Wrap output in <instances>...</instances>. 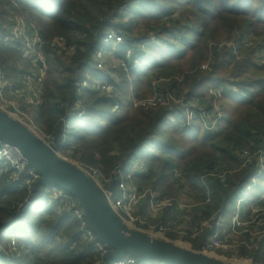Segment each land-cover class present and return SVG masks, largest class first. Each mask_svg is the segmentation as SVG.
I'll return each instance as SVG.
<instances>
[{
  "label": "trees",
  "instance_id": "16d2710c",
  "mask_svg": "<svg viewBox=\"0 0 264 264\" xmlns=\"http://www.w3.org/2000/svg\"><path fill=\"white\" fill-rule=\"evenodd\" d=\"M146 2L145 7L140 0H0V40L17 17L33 23L44 39L46 76L43 88L37 89L39 102L32 104L37 109L36 123L48 138L58 137L57 150L61 154L84 166L98 168L107 176L120 164L128 170L131 168L129 160L138 158L145 171L138 170L140 166L137 168L134 183L139 191L151 188L160 197H164L167 188L172 186L171 178L178 168L189 188L196 189L204 196L206 189L197 182L199 167L203 163L211 160L212 163L206 165L209 167L223 157L229 160L231 166H239L235 157L237 153L222 147L224 142L247 146L255 141L264 145V76H259L264 71V0ZM132 4H135L136 9H131ZM175 13L177 17H168L160 31L170 37L183 36L186 34L184 23H194L195 26L191 28L196 33L194 38L183 36L176 40L183 44L179 48L176 43L170 46L169 38L161 33L157 40L164 45L163 49L154 53V60L145 72L141 65L140 72L136 73L137 79L141 81H137L136 88L127 84L126 89L131 97H114L110 94L114 90L104 94L99 90H80L79 84L88 77L90 71L95 70L94 56L107 30H119L125 18L131 17L129 27L119 31L127 36L132 31L134 18L141 17L145 22L153 21L160 25L158 22L161 18ZM240 28L251 34V39L262 38L263 43L258 46L249 45L247 50L243 47L245 44L240 46L242 54L251 49L254 57L235 61L237 56H229L226 63L216 52L213 70L197 68L200 77L191 85L192 89H197L213 79L223 85L219 81L221 79L213 76L223 67L228 68L229 72L233 63L234 77H242V72H238L237 68L249 75V81H241L244 88L241 93L229 95L228 92L233 89L225 93L230 108L222 121L224 126L220 132L206 130L203 124L196 121L185 125L182 114L172 106L152 109L140 105L134 108L136 100H145L154 93L152 84L157 76L168 75L171 68L184 62L190 54L192 59H196V64L206 61L211 39L229 37ZM58 36L65 38L68 48H74L69 61L53 46ZM193 61L188 62L194 64ZM34 67L32 62L23 58L20 49L10 43L0 44V68L5 72L9 84L15 86L21 82L24 85L28 71L35 77L37 72ZM236 78L235 81L239 79ZM118 85H115V93L121 87ZM170 85L175 87V82L172 81ZM191 92L188 90L187 96L191 97ZM78 99L84 100L88 117L82 122L74 121L77 119L74 113L78 109L75 106ZM116 104H119L118 108ZM0 170V245H4V250L0 249V264H95L100 260L99 252L85 243L76 221L64 210L60 201L47 200L37 208L18 212L14 198H24L28 185L23 180H13L11 163L6 167L0 164ZM255 172L256 169H248L242 174L240 172L242 178L239 182L229 181L228 178L223 183L216 177H208L212 189L210 203H213L215 211L224 209L225 214L233 211L229 207L231 198L237 194L238 198L241 197L239 192L242 186L250 182L249 178ZM210 178L217 181V186L223 192L218 187L214 190V182ZM258 192L261 193L260 190ZM168 193L173 194L172 191ZM144 201L147 202L148 198ZM260 207L264 209V204H260ZM58 208L63 211L59 212ZM249 209L245 214H248ZM140 211L145 212V207H141ZM212 213L209 211L205 215L209 217ZM244 217L251 218V215ZM12 237L18 240L19 248L9 255L5 250ZM145 260L155 261L139 259L141 262ZM157 262L162 263L160 260Z\"/></svg>",
  "mask_w": 264,
  "mask_h": 264
},
{
  "label": "rangeland",
  "instance_id": "374dc122",
  "mask_svg": "<svg viewBox=\"0 0 264 264\" xmlns=\"http://www.w3.org/2000/svg\"><path fill=\"white\" fill-rule=\"evenodd\" d=\"M141 1L142 0H140V3H144L143 5L146 7L148 2H146V0H143L142 2ZM162 1H164V0H162ZM132 8L136 9L135 4L131 5V9ZM144 11L149 12L148 10H144ZM172 16L177 17V13L171 14L170 16L166 15L165 17L161 18L160 21L158 22V23H160V25H156L155 22H153V21L145 22L142 20L141 17H137V18L132 19L134 21L132 31L129 32L128 35L126 34L127 36H125L124 33H122V34L124 35V37L127 40H129V41L133 40L135 42V44L137 45L134 47L136 49L142 51V53L140 54L141 58L139 59L140 63L137 66L134 65L135 66V72H132V70L130 69V62L128 60V56H129L128 50H127V53H125V52H122L121 49H119L117 52V51H113L112 48H110L109 50H106L107 51L106 54H103L102 67H99L96 61L94 62V69L95 70L90 71V73L87 77V78H90V81H91L89 86L92 88H95L94 87L95 85L97 87H99V85H101L103 82H111L112 84H115V85L119 84L121 87L116 91V93H115V90L117 88H115V86H114L115 89L113 88L111 90V91L114 90L112 93H110L111 91H102V90H100L101 91L100 93L104 94L106 92V93H110L111 95L113 94L114 97L124 98L122 96H126V98H129L130 95H128L129 92L126 89L127 84H128V86L131 85L132 88H136L137 81H139L137 79L136 73L140 72L141 65L143 66V70L145 72L147 67L149 66V64L151 62H153V60H154V57H155L154 53L160 52V50H162L164 47V45L160 41L157 40L159 38V36H161V33H163L162 35H164L165 37L169 38L170 46L173 43H176L177 47H179V48L180 47L182 48L183 44L177 43L176 40H180L183 36L185 38L186 37L194 38V35L196 33L193 32L191 30V28L195 25H194V23H193V25H191V23H189V22L184 23L185 27H186V30H185L186 34L183 36L178 35V37H176V36L170 37L169 35L165 34L164 32H161L160 28L162 27V24H164V21H166L168 17H172ZM130 19H131V17L129 19L126 17L125 20L123 21V24L121 25V28H119V30L115 29V28H111L110 30H107V32L111 33V32L116 31L117 33H121L119 31L123 30V27H127V26L129 27L128 21ZM117 23H118V21H117ZM156 29H157V31H156ZM242 43L245 45H243ZM261 43H263L261 37H255L254 39H251V34L245 33L244 30H242V28L236 29L231 34V36H229V37L211 39L208 43V48H207L208 49V54H207L208 59H206V61L204 60V62H202L200 64L197 63L198 64L197 65L196 59H192V54H190V56L188 58H186L184 60V62H182V63L179 62L176 67L171 68L168 75H161V76L156 77L157 80L154 81L152 84V86L155 87L156 90L154 89V93L152 95H150L149 97L147 96L148 97L147 99L149 101H151L150 99H152V98L154 99V97L156 95L157 96H164V97L162 99H159L157 101V104L151 101V103L147 104L145 108L156 109V108L165 107V106H167L169 108L170 106H174V105H176V107L181 106L183 108V106L181 104L186 101L183 98H187L192 103V105L190 106V109H192V110L204 111L205 108L208 109L212 105V107L216 106L219 109H222L224 111V113L227 115L229 108H230V103H229L228 99L225 97V95H226L225 93H227L231 89H233V91L228 92L229 95H232L231 93H233V92L235 94L241 93L242 89H244V88H242L241 81H243V82L249 81L250 80L249 75L247 73H245L244 71H242L241 69L237 68L236 70L238 72H242V75H241L242 77H238L239 79L234 77L232 74L234 72V64L235 63H233L230 66L229 72H228V68L223 67V68H221V70L219 72H217V74L215 76H213L215 79H221L219 81H221L223 83V85H220V83L218 84L216 82V80L213 79V80H208L207 83H205L203 87H200L197 89H192L191 88L192 83H195L197 81V79H199V77H200V73L198 72L199 70H197V68L200 67V69H202V70L207 69V70L212 71L213 70V62H214V59L216 57V52H218L219 57H222V59H224V60H226L229 56L234 57V55L237 56V57H235V61L242 60L244 58L245 59H251L254 57L253 52H250L251 49H248V52L246 54H242L240 51V46L243 45L244 49L247 50V47L249 48V45L258 46ZM109 44L112 45L113 40H110ZM56 50H59V49L56 48ZM60 50L61 51H58V53H61L62 54L61 56L63 58H65L67 61H69L71 55L74 54V48H67V45L60 47ZM196 55H198V54L196 53ZM190 60H194L193 61L194 64L188 62ZM227 62H228V60H226V63ZM203 64H205L207 67L205 66L206 68H202ZM20 67H25V66H20ZM37 71L38 70L35 68V73ZM100 72H102L103 74H99L100 79L97 80L96 76ZM32 75H33V73H32ZM32 75L29 74V71L26 73L25 83L23 82L24 85L21 84V82H19L20 84H16L15 86L9 84L10 85V86H8L9 90L5 91L8 93L5 95V99H7L8 103H4L0 98V106L16 107L17 111H19V117L16 113H14V112H17L16 109L8 108L9 110L13 111V116L18 117V120H20L21 122L26 124L29 128H31L34 132H36L39 136H41L48 144L53 145L54 139L48 138L47 135L39 128V124L36 123L37 121H36L35 115L37 114V109H36L35 105L32 104L33 102L31 100V98L34 99L36 97V94L38 91L37 89L39 88V84L37 82V79ZM259 76L263 77L264 71ZM188 77H189V80H188ZM235 78L238 80L235 81ZM153 80H154V78H153ZM172 81L175 82V87L170 85V83ZM132 88H130V89H132ZM95 89H98V88H95ZM130 89H129V91H131V92L134 91V90H130ZM141 89L143 91L144 87H142ZM178 89L180 90V92L178 91ZM211 89H213V90L218 89L216 92V95L211 92ZM227 89H229V90H227ZM125 90H127L126 93H125ZM188 90L193 91V92H191L192 93L191 97H190V95L187 96V94H186V93H188ZM204 93H205V95H204ZM111 95H109V96H111ZM141 96H144V95H141ZM136 99H140V98L136 97ZM83 106H84V100H83ZM135 107H140V105L136 106L135 102H134V108ZM178 112H180V111H178ZM190 112L191 111L182 112V114L185 115V117H188V114H191ZM198 116H199V114H196L194 119ZM84 117L85 118L74 119V121H76V122L84 121L86 118H88L87 114ZM203 117H206V116H203ZM210 118H211V116L206 117L207 120H209ZM70 121H71V119H70ZM195 121L197 123L202 124V121L200 119H196L193 122H195ZM185 125H187V123ZM223 126H224V123H222V125L220 124L218 126L219 128H218V130H216V132L217 133L220 132L221 129L223 128ZM219 143L220 142H218L217 144H219ZM251 143H252L251 145L242 146V145H239L238 143L230 144L228 142H224L222 144V147H224L228 150H231L232 153H234V154L237 153L235 155V157H236L237 161L239 162V166H231L229 160L228 159L226 160L222 157V158L216 160L213 165L208 167L206 165L208 163H210V164L212 163V161L209 160V162L207 161V162L203 163L201 165V167H199L200 174L197 177V182L199 184H201L202 178L207 179V177H206L207 175H203L204 173H206V171H209V172L218 171L219 174L226 175L227 179L229 178V181L233 180L234 182H239L242 178V175L239 174L240 172L242 174L244 171H246L248 169H256L257 167L255 168V165H256L257 160H259V166L261 163L264 164V162H263L264 159L262 161L260 158V155L255 154V152L260 150V149L264 151V145L263 144L260 145L255 141L254 142L252 141ZM241 151H247L252 156L251 157L247 156V154L242 155L243 153H240ZM59 154L62 157H65L66 159H68L74 163L80 164V162L75 161L66 155H63L60 152H59ZM251 159H253L252 162H251ZM246 160H248V161H246ZM129 164H130L131 168H129L128 170H125L126 172L129 171L130 169L131 170L137 169L140 166L141 162L138 160V158H132L129 160ZM124 169H125V167H124ZM215 176L216 175H214L213 178H215ZM171 180H172V183H171L172 186H169L167 188V192L165 193L164 197H160L151 188L142 189L143 190L142 194H144L145 192L151 191L160 200L169 201L171 203L172 202L177 203V207L179 204L180 205H184V204L188 205L194 201H202L203 200V197H204L203 194L198 193L197 190L194 188H191V187L189 188L188 184L185 181H183L182 172L178 168L175 169L174 175L171 178ZM210 180H212L214 182L213 183L214 190L216 187H218L217 189L219 191L223 192L221 190L220 186H217V184H218L217 181H214L212 178H210ZM217 180H219V179L217 178ZM195 181H196V179H195ZM249 181H250L249 183L242 186V188L239 192L240 193L239 196H241L240 197L241 199L237 197L238 194L231 198V204L229 207H230V209H233V211H229L227 213V214H230L232 212L230 214V216L225 214L224 209L221 210V213H223L226 216L228 224L231 221L232 217L240 211L241 219L246 218V217H243L242 215H244V216L245 215H251L252 218H254V219H257V217H258L261 221V225L264 226V209L257 207L260 204H264V176H263V174H257V175L251 176L249 178ZM197 187H198V184H197ZM259 190L261 191V193L258 192ZM169 191H172L173 194L172 195L169 194L168 193ZM257 197H258V199H256ZM27 198H28V196L25 193L24 198H22V199L14 198L15 199L14 201L16 202V204L18 206L22 202H24ZM43 202H45V201H43ZM258 202H259V204L257 205ZM40 203H42V202H40L39 200H36L33 203L32 207L37 208L40 206ZM210 204L206 205V207L204 205V206H200L198 208L191 209L193 214H192V216H189V217H187V214L185 212L183 213L182 211L177 210L178 209L177 207H170V208L163 209L155 219L150 218L149 215H147V217L154 224L155 223L159 224L161 221L168 222V221H165V219L169 218V216H171V218H172L171 222H173V225H176L177 228L185 226L189 230L190 235H195V233L201 235V233L204 231L201 229L202 228L201 226H203L205 222L209 221V218H208V216L205 215V213L209 212V211H211V212L215 211V208H213V206H214L213 203L211 205ZM142 205H143V200H141V202H140V209H141V207H143ZM249 208H251L253 210H251ZM248 209H249L248 214H245V212H247ZM226 211H228V210L226 209ZM181 222H182V224H179ZM259 224H260V222L259 223L255 222V224H252L250 226V232L242 235V238L239 239L240 243L237 244V245H239V250L237 252L231 251V249H233L234 240L237 239V238H234L232 236L230 239H227V240H229L228 242L226 239H224V243H226V242L227 243L221 247L208 246L207 243H205V235L204 234H202L200 237H199V235H197L196 238H192V237L183 238L182 235L176 234V235H172V236L168 237V240H172L174 242H177L178 244H180L186 248H189L191 250H195L198 252H204L206 254L212 255V256H214L218 259H221V260L230 261V262H243V263H248V264H264V238L260 237L261 234L259 232H257V230L259 228ZM164 225L166 227H169V225H167L166 223ZM248 225H249V223H248ZM195 227H198L199 231L195 232L194 231ZM151 234H157V232L154 231ZM197 239H199V240H197ZM195 240H197V241H195ZM230 242H231V246L229 248L228 244ZM197 245H198V247H197ZM0 248L2 250H4V245L1 244ZM18 248H19L18 247V240L16 239V237H12V239L9 241L8 249L5 250V253L11 255ZM17 256H19V255L17 254ZM98 262L96 264H100Z\"/></svg>",
  "mask_w": 264,
  "mask_h": 264
},
{
  "label": "built area",
  "instance_id": "2783aa9c",
  "mask_svg": "<svg viewBox=\"0 0 264 264\" xmlns=\"http://www.w3.org/2000/svg\"><path fill=\"white\" fill-rule=\"evenodd\" d=\"M110 40H113V44H109ZM2 43H10L12 46L17 47L20 49L23 58L33 63V65L38 70L35 74V78L37 79V82L39 84V90L43 88L45 76H46V57L44 54V45L45 41L40 35L37 28L34 26L33 23L28 22L23 17H17L11 24L10 28L7 29L3 35L2 40H0V44ZM66 40L64 37H57L53 41V46L58 48V51L60 50V47L66 46ZM134 46H137L135 42L127 40L123 34L117 33L116 31L107 33L105 38L102 41V44L100 48L98 49L96 55L94 56V60L97 62L99 67H102L103 64V54H106V50H109L112 48L113 51H117L119 49L122 50V52L127 53V50L129 51L128 60L130 62V69H135L134 65H138L140 54L142 53L141 50L136 49ZM68 48V46H67ZM124 54V53H123ZM147 57V56H146ZM145 57V58H146ZM39 61L42 62V65L39 64ZM206 65L203 64L202 68H206ZM137 68V67H136ZM98 70V69H97ZM99 74H103L102 72L98 73L96 76V79L99 80ZM91 81L90 78L84 79L79 85L80 90H87L91 89L94 90H102V91H111L115 84H112L111 82H103L99 87L96 85L95 88L90 87ZM96 84V83H95ZM98 84V83H97ZM9 82L7 80L5 72L0 68V98L4 103H8L7 99H5V91L8 89ZM218 89H211V92L216 95ZM164 96H155L154 99H150L152 102L157 104V101L159 99H162ZM186 101L183 102L181 106L176 107V105L172 106L176 111H180L179 113L182 114V112H189L191 114H188V117L183 116V121L187 125H191L194 121V117L196 114H199L198 119L202 121L203 128L209 131L218 130V126L222 123L223 119L225 118V113L222 109H219L216 106L212 105L210 108L206 109L204 111H195L190 109V106L192 105L191 101L187 98H183ZM32 102L34 104H37L39 102V96L38 93L36 94V97L33 99L31 98ZM148 99L145 100H136L135 105H142L145 106L149 103H151ZM75 106L77 109V112H75V116L77 118H85L86 116V109L83 106V101L81 99H78L75 103ZM116 108L119 107V104L115 105ZM10 109H16V107H9V106H0V109L7 112L11 116H13V111ZM17 111V109H16ZM19 117V111L14 112ZM203 116H211L209 120L206 119V117ZM14 117V116H13ZM18 117H15L18 119ZM195 118V119H196ZM193 120V121H192ZM240 153L247 154V156L250 155L247 151H241ZM256 155H260L261 160L264 159V151L258 150L255 152ZM246 159V158H245ZM253 159H251L252 162ZM248 161V160H246ZM245 161V162H246ZM250 162V163H251ZM264 162V161H263ZM12 164V168L14 169V173L12 175V178L14 181L18 182L19 180H23V183H26L28 185L27 187V196L28 198L22 202L20 205H18V212H24L28 209H30L33 205V203L36 200H39L43 203V201H60L64 205V210L67 211L70 215H72V218L76 221L79 230L81 232V236L83 237L86 244L93 246L95 250L99 252L100 260L97 262L100 264H162L160 262L155 261H148L145 260V262L139 261L138 257L127 255L124 258L120 259H112L109 257L110 253L113 251L112 248L107 245L103 240H101L94 228L92 227L85 209L80 203V200L70 192L66 191L65 189L61 188L60 186L49 184V185H40L36 186V183L42 179V175L32 166L29 164L27 158L22 153V151L15 145L10 143H2L0 141V164L2 167H6L7 164ZM84 172L85 174L96 184L99 185L104 191V193L109 198V201L111 203L112 208L116 212V214L132 229L142 231L148 234L153 233L154 231L157 232V234H151L155 236L162 237L164 239H168V237L172 235H182L183 238H196L197 233L195 235H190L189 230L183 226L177 228L176 225H173V222H171L172 218L169 216V218H166L164 222L161 221L158 223H153L147 215H149L150 218L155 219L160 212L165 208L170 207H177V203H171L169 201L160 200L158 197L154 195L153 192L148 191L142 194L141 191H139L138 187L133 181L134 174L136 173L137 169H132L129 171H125L122 164L118 165L115 170L112 172L110 176L105 175L100 169L90 166H84L82 164L76 163ZM256 172L257 174H264V164L261 163L259 166V160L256 162ZM140 171H145L144 167L140 166ZM223 173V172H222ZM203 175H207L208 177H211L216 175L221 182H226L227 176L223 174H219L218 171L216 172H209L206 171ZM0 176H2V170H0ZM202 178L201 180V186L205 187L206 194L203 197L202 201H194L188 205H178V209L185 212L187 214V217L192 216L191 209L198 208L200 206L207 205L212 200L211 197V187L208 183V180ZM21 186V185H20ZM112 187H114L112 189ZM15 190H18L16 188ZM145 198H148L149 203L147 207L145 208L144 213H140V202L141 200H144ZM241 199V198H240ZM259 202L257 203V205ZM257 207H260L258 205ZM261 208V207H260ZM263 209V208H262ZM222 209H218L214 211L208 218L209 221L205 222L203 226H201L202 230H204L202 234L205 235V243H207L208 246L212 247H221L224 246L230 239L231 236L234 238H237L234 240L233 243V249H231L232 252H237L239 250V244L240 240L242 238L243 234L250 232V226L252 224H255V222H260L259 228L257 232L261 234L260 237L264 238V226L261 225L260 219L257 217V219L252 218H244L241 219V213L240 211L235 214L229 224L227 223L226 216L221 213ZM253 210V209H252ZM59 212H62L63 209H59ZM181 214V213H180ZM243 216V215H242ZM244 217V216H243ZM169 225V227H166L164 224ZM249 223V225H248ZM179 224H182L179 223ZM178 225V224H177ZM191 230V229H190ZM192 231V230H191ZM195 232L199 231L198 227H195ZM199 235V237L201 236ZM203 235V236H204ZM224 239L227 240L226 243H224ZM199 240V239H197ZM195 240V241H197ZM229 248L231 246V242L228 244ZM1 249V248H0ZM96 262V263H97ZM95 263V264H96Z\"/></svg>",
  "mask_w": 264,
  "mask_h": 264
},
{
  "label": "water",
  "instance_id": "95a60500",
  "mask_svg": "<svg viewBox=\"0 0 264 264\" xmlns=\"http://www.w3.org/2000/svg\"><path fill=\"white\" fill-rule=\"evenodd\" d=\"M0 141L17 146L42 175L37 187L54 184L80 200L97 236L113 249L109 255L112 259L132 255L141 260H160L163 264H248L221 260L172 240L132 229L116 214L103 189L76 163L59 154L58 137L50 145L26 124L1 109Z\"/></svg>",
  "mask_w": 264,
  "mask_h": 264
},
{
  "label": "crops",
  "instance_id": "0c3cea01",
  "mask_svg": "<svg viewBox=\"0 0 264 264\" xmlns=\"http://www.w3.org/2000/svg\"><path fill=\"white\" fill-rule=\"evenodd\" d=\"M7 90H9V89H7ZM37 92H38V91H37ZM6 94H8V93L5 92V95H6ZM148 203H149V200H148L147 202L143 200V205H142V206L146 208L147 205H148ZM140 213H144V212H141V211H140Z\"/></svg>",
  "mask_w": 264,
  "mask_h": 264
},
{
  "label": "bare ground",
  "instance_id": "6f19581e",
  "mask_svg": "<svg viewBox=\"0 0 264 264\" xmlns=\"http://www.w3.org/2000/svg\"><path fill=\"white\" fill-rule=\"evenodd\" d=\"M182 246V245H181Z\"/></svg>",
  "mask_w": 264,
  "mask_h": 264
}]
</instances>
